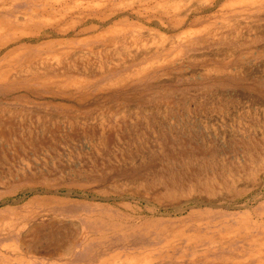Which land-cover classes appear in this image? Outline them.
<instances>
[{"label":"rangeland","instance_id":"rangeland-1","mask_svg":"<svg viewBox=\"0 0 264 264\" xmlns=\"http://www.w3.org/2000/svg\"><path fill=\"white\" fill-rule=\"evenodd\" d=\"M189 1L0 0V264H264V0Z\"/></svg>","mask_w":264,"mask_h":264},{"label":"bare ground","instance_id":"bare-ground-1","mask_svg":"<svg viewBox=\"0 0 264 264\" xmlns=\"http://www.w3.org/2000/svg\"><path fill=\"white\" fill-rule=\"evenodd\" d=\"M145 1V0H144ZM192 1V0H191ZM191 1H189V2H191ZM151 2V1H150ZM174 3H175V1H173ZM228 2V1H227ZM152 3V2H151ZM184 3H187V0H186V2H184ZM199 2H197V4H198ZM99 4V3H98ZM161 4V3H160ZM196 4V3H195ZM125 5V4H124ZM138 5V4H137ZM149 5V4H148ZM154 5H156V4H154ZM165 5V4H164ZM175 5V4H174ZM181 5V4H180ZM179 5V6H180ZM190 5V4H189ZM189 5H188V7H189ZM88 7V6H87ZM130 7V6H129ZM158 7V6H157ZM175 7V6H174ZM154 8V7H153ZM178 8V7H177ZM192 8V7H191ZM174 9V8H173ZM189 9V8H188ZM187 9V11H190V9L188 10ZM132 12H134V11H132ZM137 12V11H136ZM183 14L185 13V12H182ZM125 14V13H124ZM177 14V13H176ZM117 15V14H116ZM115 15V16H116ZM177 15H179V14H177ZM133 17V16H132ZM175 17V16H174ZM187 17V16H186ZM103 19V18H102ZM182 20V19H181ZM39 22V21H38ZM114 22V21H113ZM130 22V21H129ZM137 23V22H136ZM171 26V25H170ZM109 27V26H108ZM117 27H119V26H117ZM110 28H111V26H110ZM189 28V27H188ZM187 28V29H188ZM210 29V28H209ZM154 31V30H153ZM176 31V30H175ZM1 32V31H0ZM106 32H109V31H106ZM167 32V31H166ZM222 32V31H221ZM148 33L150 34V32L148 31ZM151 33H153V32H151ZM157 33V32H156ZM110 34V33H109ZM154 34V33H153ZM188 34V33H187ZM163 34H161V36H162ZM180 35H182V34H180ZM18 36V35H17ZM160 36V35H159ZM172 36V35H171ZM157 37V36H156ZM163 37V36H162ZM165 37V36H164ZM234 40V39H233ZM91 45V44H90ZM45 47V46H44ZM92 47H94V46H92ZM100 50V49H99ZM140 55V54H139ZM55 56V55H54ZM144 56V55H143ZM138 57V56H137ZM45 58V57H44ZM56 58V57H55ZM65 58V57H64ZM76 58H77V56H76ZM58 59V58H57ZM67 59V58H66ZM69 59V58H68ZM60 60V59H59ZM67 61V60H66ZM41 62V61H40ZM63 62V61H62ZM55 63H57V61H55ZM61 65V64H60ZM42 66V65H41ZM37 68V67H36ZM40 68H42V67H40ZM76 69V68H75ZM28 70V69H27ZM37 70H39V69H37ZM41 70V69H40ZM80 70V69H79ZM84 71H85V69H84ZM72 81H74V79L72 80ZM44 82H46V81H44ZM76 82V81H75ZM76 84V83H75ZM70 86V85H69ZM65 87V86H64ZM133 264V263H132Z\"/></svg>","mask_w":264,"mask_h":264}]
</instances>
